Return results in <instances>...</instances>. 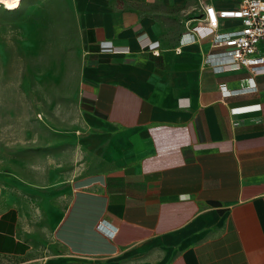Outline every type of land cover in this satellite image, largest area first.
<instances>
[{
	"label": "crops",
	"instance_id": "0c3cea01",
	"mask_svg": "<svg viewBox=\"0 0 264 264\" xmlns=\"http://www.w3.org/2000/svg\"><path fill=\"white\" fill-rule=\"evenodd\" d=\"M72 4L80 102L1 141L0 264H264V73L206 63L202 0Z\"/></svg>",
	"mask_w": 264,
	"mask_h": 264
},
{
	"label": "rangeland",
	"instance_id": "374dc122",
	"mask_svg": "<svg viewBox=\"0 0 264 264\" xmlns=\"http://www.w3.org/2000/svg\"><path fill=\"white\" fill-rule=\"evenodd\" d=\"M229 1V0H225ZM233 21H226L232 23ZM83 34L72 0H23L18 8L0 3V144L13 130L80 102Z\"/></svg>",
	"mask_w": 264,
	"mask_h": 264
},
{
	"label": "built area",
	"instance_id": "2783aa9c",
	"mask_svg": "<svg viewBox=\"0 0 264 264\" xmlns=\"http://www.w3.org/2000/svg\"><path fill=\"white\" fill-rule=\"evenodd\" d=\"M202 10L190 32L191 38H211L206 63L217 68L237 64L253 73H264V0H239L230 8H216L202 0ZM231 19L238 22L226 23ZM97 226L111 237L117 232L105 220Z\"/></svg>",
	"mask_w": 264,
	"mask_h": 264
},
{
	"label": "bare ground",
	"instance_id": "6f19581e",
	"mask_svg": "<svg viewBox=\"0 0 264 264\" xmlns=\"http://www.w3.org/2000/svg\"><path fill=\"white\" fill-rule=\"evenodd\" d=\"M23 0H0V3L5 4L7 8L14 9L18 8Z\"/></svg>",
	"mask_w": 264,
	"mask_h": 264
}]
</instances>
